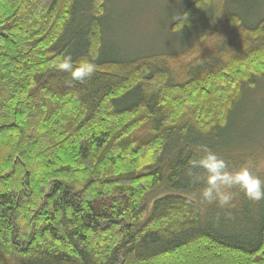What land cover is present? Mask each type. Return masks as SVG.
I'll return each mask as SVG.
<instances>
[{"label":"trees","instance_id":"obj_1","mask_svg":"<svg viewBox=\"0 0 264 264\" xmlns=\"http://www.w3.org/2000/svg\"><path fill=\"white\" fill-rule=\"evenodd\" d=\"M231 1H192L165 33L183 47L135 56L107 52L111 0H0V264H264V200L203 205L185 175L199 145L262 155L228 137L264 79V17Z\"/></svg>","mask_w":264,"mask_h":264},{"label":"rangeland","instance_id":"obj_2","mask_svg":"<svg viewBox=\"0 0 264 264\" xmlns=\"http://www.w3.org/2000/svg\"><path fill=\"white\" fill-rule=\"evenodd\" d=\"M192 1L111 0L104 24L107 52L111 55L126 53L140 56L180 49L184 43L175 44L176 41L165 33ZM227 8L245 18V23L250 26L264 17V0H250L241 4L231 1ZM229 130L228 137L233 139V144L245 145L243 150H256L262 154L256 159L255 172L264 174V79L259 80L254 91L246 93Z\"/></svg>","mask_w":264,"mask_h":264},{"label":"clouds","instance_id":"obj_3","mask_svg":"<svg viewBox=\"0 0 264 264\" xmlns=\"http://www.w3.org/2000/svg\"><path fill=\"white\" fill-rule=\"evenodd\" d=\"M55 68L69 74L65 81L69 87L76 83L86 84L96 71V65L87 59L74 63L71 54L58 57ZM187 165L185 175L191 178L192 184L202 185L192 193V199L203 205L215 204L220 209H231L241 194L251 202L264 200V180L252 171L257 166L256 161L250 159L238 166H230L207 145H199Z\"/></svg>","mask_w":264,"mask_h":264}]
</instances>
